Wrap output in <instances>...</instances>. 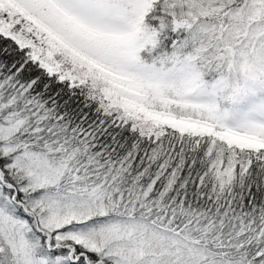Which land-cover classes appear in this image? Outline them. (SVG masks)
I'll return each instance as SVG.
<instances>
[{"label":"snow or ice","instance_id":"snow-or-ice-1","mask_svg":"<svg viewBox=\"0 0 264 264\" xmlns=\"http://www.w3.org/2000/svg\"><path fill=\"white\" fill-rule=\"evenodd\" d=\"M0 264H264V0H0Z\"/></svg>","mask_w":264,"mask_h":264}]
</instances>
